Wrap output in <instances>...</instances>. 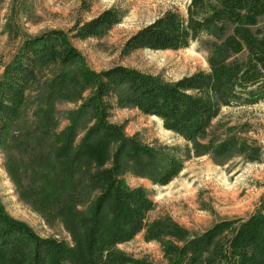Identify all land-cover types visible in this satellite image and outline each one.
Returning a JSON list of instances; mask_svg holds the SVG:
<instances>
[{"label":"trees","instance_id":"16d2710c","mask_svg":"<svg viewBox=\"0 0 264 264\" xmlns=\"http://www.w3.org/2000/svg\"><path fill=\"white\" fill-rule=\"evenodd\" d=\"M122 16L121 10L108 7L75 24L72 35L101 37ZM202 36L214 39L207 69L175 80L122 64L93 70L63 30L19 44L0 74V150L15 141V124L23 117L29 90L42 89L37 97L43 107H38L35 126L42 134L54 124L56 100L79 101L66 111V130L56 133L63 183L44 192L42 205L36 207L49 222L56 216L72 225L69 241L42 237L9 215L0 201V264H264V194L247 216L221 219L191 234L169 216L151 218L149 191L123 180L130 171L166 185L181 171L184 158L125 136L123 126L111 120L114 107L159 118L164 129L192 142L196 154L258 153L233 126L225 138H216L220 135L214 121L223 107L264 102V0H190L184 15L166 10L132 33L120 53L177 50ZM80 164L82 172H77ZM80 172L81 195L72 197ZM63 193L72 201L59 197ZM58 201L66 203L61 207ZM139 233L145 241L159 243L163 261L153 263L116 249Z\"/></svg>","mask_w":264,"mask_h":264},{"label":"rangeland","instance_id":"374dc122","mask_svg":"<svg viewBox=\"0 0 264 264\" xmlns=\"http://www.w3.org/2000/svg\"><path fill=\"white\" fill-rule=\"evenodd\" d=\"M189 1L0 0V74L25 38L49 30L66 32L71 43L81 52L85 64L96 71L122 64L175 80L196 70L207 69L210 43L214 41L211 36H202L188 47L177 50L138 49L124 56L120 53L122 44L132 33L166 10H176L184 15ZM108 7L123 12L118 24L101 37H73L71 28L75 24L88 21ZM35 89L29 90L23 117L15 124V141L0 150V201L9 215L29 225L40 236L69 241L67 230L72 225L71 220L62 224L54 216L49 222L37 208L42 205L39 200L44 199V192L63 183L60 177L64 166L56 154L60 144L57 134L66 130L69 125L66 111L74 109L79 101L56 100L54 124L44 127L47 133L42 134L35 130L36 112L43 107L37 97L42 89ZM111 120L123 126L125 136L135 138L140 144L184 158L183 168L166 185L153 184L149 178L130 171L123 175L126 185L143 186L149 191L154 202L151 218L169 216L195 234L218 220L247 216L264 194V102L223 107L221 117L214 121L215 132L220 135L216 138H225L228 128L233 126L247 143L258 147V153L253 152L249 157L235 150L215 156L196 154L192 142L164 129L159 118L144 115L134 108L114 107ZM82 169L80 164L77 172ZM81 172L74 179L71 192H77L81 187ZM221 189L232 194L221 197ZM80 195L81 191H78L72 197ZM59 197L72 201L66 193ZM65 203L58 201L57 204L62 207ZM116 249L153 263L163 261L159 243L145 241L142 233L128 242L117 244Z\"/></svg>","mask_w":264,"mask_h":264},{"label":"bare ground","instance_id":"6f19581e","mask_svg":"<svg viewBox=\"0 0 264 264\" xmlns=\"http://www.w3.org/2000/svg\"><path fill=\"white\" fill-rule=\"evenodd\" d=\"M221 190H222L221 197H224V196H226V195H228V194H232V192H229L227 189H226V190L221 189ZM230 190H231V189H230Z\"/></svg>","mask_w":264,"mask_h":264}]
</instances>
